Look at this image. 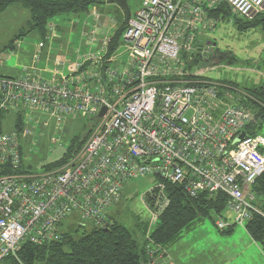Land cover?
Instances as JSON below:
<instances>
[{
	"label": "built area",
	"instance_id": "built-area-1",
	"mask_svg": "<svg viewBox=\"0 0 264 264\" xmlns=\"http://www.w3.org/2000/svg\"><path fill=\"white\" fill-rule=\"evenodd\" d=\"M222 5L245 20L264 12V0H142L108 57L112 34L98 33L102 16L93 8L83 35L99 43L98 51L74 60L57 56L50 68L39 67L41 42L21 75L0 76V110L21 113L24 123L21 131H0V173L11 169L0 174V264L12 257L23 264L17 252L25 242L59 240L71 216L81 225L109 227L124 189L140 177L157 181L143 196L153 215L148 264H167L166 249L150 238L170 202L167 183L191 197L224 194L235 224L264 217L252 190L264 174V137L253 132L255 115L237 101L243 91L199 73L216 50L204 32L234 21L211 14ZM194 58L199 63L190 69ZM35 113L48 119L39 121ZM78 115L91 121L83 147L58 167L34 171L21 137L47 128L50 119L59 127ZM217 226L233 227L226 220Z\"/></svg>",
	"mask_w": 264,
	"mask_h": 264
},
{
	"label": "rangeland",
	"instance_id": "rangeland-1",
	"mask_svg": "<svg viewBox=\"0 0 264 264\" xmlns=\"http://www.w3.org/2000/svg\"><path fill=\"white\" fill-rule=\"evenodd\" d=\"M141 1L128 0L130 15L133 16L139 9ZM98 10L102 16L98 33L102 36L113 34L125 19L126 13L116 3L107 1L99 5ZM85 18L84 15L61 14L51 20L54 28L46 39V45L53 50V54L76 59L79 54L99 50L98 42H92L89 37L83 35L84 30L90 29L84 26ZM88 21L95 22L91 15ZM31 23V10L21 2H14L0 15V76L20 75L25 66L33 64V52L38 51L37 46L43 40L37 30L17 39L14 51L10 46L20 31L30 29ZM203 38L216 44L214 55L199 68L203 78L219 81L234 91L244 93L245 89L252 85L264 84L262 29L238 30L233 22L225 20L214 30L205 31ZM217 55L230 56L218 61ZM34 115L42 122L48 119L45 114ZM15 119L14 111L6 113L5 130L10 131L13 128ZM33 130V133L21 137V142L24 153L28 156L27 164L39 172L43 170L44 164L56 163L64 157L71 159L73 152L78 150L77 145L91 133V121L78 115L67 119L58 127L56 121L50 119L47 128L37 126ZM253 132L264 137V121L255 123ZM54 139L59 140L54 144ZM156 182V177L152 176L132 180L124 189L120 202L111 210L113 218L134 231L137 237L142 235L137 225L152 219V212L143 196ZM221 220L232 224L231 233L218 228L217 223ZM79 224L78 218L71 216L60 226V232L77 237L91 226L87 224L86 227H81ZM249 240L250 234L246 226L235 224L234 213L226 208L222 215L213 213L212 218L195 221L186 227L178 241L167 246V250L175 256L179 264H226V260L223 261L226 257L233 259L229 264H264L259 246L252 245L244 251L250 245Z\"/></svg>",
	"mask_w": 264,
	"mask_h": 264
},
{
	"label": "trees",
	"instance_id": "trees-1",
	"mask_svg": "<svg viewBox=\"0 0 264 264\" xmlns=\"http://www.w3.org/2000/svg\"><path fill=\"white\" fill-rule=\"evenodd\" d=\"M14 2H21L23 6L31 10L32 23L29 30L20 31L11 41L12 50L16 47V40L32 30H37L39 36L43 39L42 42L46 44V39H48L51 31V20L55 16L61 14L86 16L93 8L98 9L99 5L107 2V0H0V15ZM211 14L214 16L223 14L225 18L232 16L227 5H222L218 9L211 11ZM232 17H234L233 24L238 30L245 31L260 28L264 31V12L253 20H245L236 16ZM127 22L126 14L125 19L112 34L108 57L115 54L118 50ZM227 56L217 55L218 61L229 58ZM199 60V58H194L193 63L188 68L195 67ZM231 60L233 61V57H231ZM245 91V93L237 94L236 99L254 113L253 128L255 123L264 121V84L252 85ZM5 118L6 113L0 110V131H5L3 124ZM23 127L24 123L20 113L16 115L11 130L21 131ZM86 139L87 136L77 145V151L83 147ZM66 160L67 158L64 157L56 163L45 165L43 168L52 169L58 167L65 163ZM10 171L11 169L7 167L0 174L10 173ZM252 190L257 197L256 205L264 212V174L258 178ZM165 191L170 199L169 205L150 231V238L165 249L167 246L176 243L182 231L195 221L207 217L212 218L213 213L222 215L226 210L227 197L222 193L209 194L204 192L197 197H191L184 188L170 183H167ZM112 219L113 221L109 227L97 228L90 226V228L84 229L83 233L77 237L69 233H61L59 240L42 245L25 242L19 248L17 258L23 264H148L146 252V245L149 243L147 239L148 222L137 225L142 234L141 237H137L134 231L116 221L113 216ZM79 225L86 227L85 225ZM246 228L264 251V217L254 214L253 218L247 222ZM224 231L231 233L232 227ZM8 262L19 264L14 257L9 258Z\"/></svg>",
	"mask_w": 264,
	"mask_h": 264
},
{
	"label": "crops",
	"instance_id": "crops-1",
	"mask_svg": "<svg viewBox=\"0 0 264 264\" xmlns=\"http://www.w3.org/2000/svg\"><path fill=\"white\" fill-rule=\"evenodd\" d=\"M34 53H35V51L33 52V54ZM57 56H61V55L60 54H53V50L49 46L47 47V45L44 44V47L40 51V59H39V62L37 63V65L39 67H48V68H50L52 66V64H53L54 59ZM21 74H22V72L20 73V75ZM16 76H18V75H16ZM232 230H233V228H232ZM249 243H250V245L247 248H245L244 251L247 250L252 245L259 246V248L261 250V255H262L263 259H264V251L262 250V248L258 244V242L253 239L251 234H250ZM165 259H166V263L167 264H179L177 262L175 256L172 253L170 254V252L167 250V248H166V258ZM225 260H226V264H229L230 262H232L233 259L231 257H226V258L223 259V261H225Z\"/></svg>",
	"mask_w": 264,
	"mask_h": 264
},
{
	"label": "water",
	"instance_id": "water-1",
	"mask_svg": "<svg viewBox=\"0 0 264 264\" xmlns=\"http://www.w3.org/2000/svg\"><path fill=\"white\" fill-rule=\"evenodd\" d=\"M110 3H116L119 5V7L127 14V21L130 18V13H129V8H128V0H107ZM105 109H103L104 111ZM245 134L243 133L241 135V138L244 136Z\"/></svg>",
	"mask_w": 264,
	"mask_h": 264
}]
</instances>
